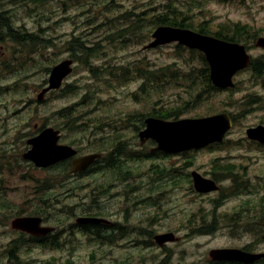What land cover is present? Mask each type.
I'll use <instances>...</instances> for the list:
<instances>
[{"label":"rangeland","instance_id":"rangeland-1","mask_svg":"<svg viewBox=\"0 0 264 264\" xmlns=\"http://www.w3.org/2000/svg\"><path fill=\"white\" fill-rule=\"evenodd\" d=\"M0 1V14L3 15L0 18L1 33L10 26L25 33H34L40 41L45 39L53 45L50 47L45 43L44 48L39 41L35 46L38 49H34L33 44L26 40L21 46L23 53H31L22 54L24 58L17 59L19 45L9 41L0 43V196L4 199L3 205L0 204V264H155L165 252L156 245L152 248L147 246L148 233L174 232L181 237L177 244L168 247L172 250L170 264H207L210 249L242 244L243 241L237 243L229 238L193 237L195 232L188 230L190 221L197 216L206 218L205 212L210 210L216 195L196 197L184 172L198 168L210 173L215 156L230 157L239 170L240 178L250 181L247 188L254 192L249 197L250 201L256 204L262 201L264 147L247 140L245 132L248 128L264 126V74L258 78L248 72L239 74L233 80L234 89L203 95L197 103L190 101L188 110L179 117L195 118L221 112L232 114L236 122L225 144L181 153L188 155L185 157L176 154L157 156L161 153H150L154 143L139 145L134 128L139 123H129L124 118L128 115L144 116L153 108L181 105L190 97L182 85L172 84L161 92L150 90L148 94L151 96L147 99L139 94L141 78L133 71L139 66L150 70L168 66L171 73L176 68L180 69L178 78L188 73L195 77L201 63L196 55L182 53L174 45L142 50V46L150 42L153 30L146 22L122 33L124 37L118 41H115L119 36L115 27L125 24L119 18L123 10L137 13L152 7L157 12L167 0ZM185 2L187 0H177L176 4L181 8ZM189 2L190 12L198 23H207L211 29L227 23L244 24L257 32L255 40L264 38V0ZM109 33L115 36L106 43L103 37ZM73 37L81 38L88 47L98 44L95 56L85 58L67 45ZM249 54L264 61V50L254 44ZM66 58L76 61L73 72L61 90L37 103L36 96L47 77V68ZM98 65L102 68L108 65L125 67L126 73L120 82L94 78ZM5 68L10 71H5ZM128 68L133 71H128ZM90 70H93L92 75ZM65 109L71 112L70 117L86 122L89 127L74 130L68 126L65 123L68 119L60 113ZM111 120L118 127L114 133L106 126ZM43 123L54 125L61 131L60 142L63 144L74 141L75 147L84 153L90 145V149L102 152V174L97 172L72 179L61 171L34 170L27 165L21 159L26 150L25 141L34 133V125ZM89 131L102 139V143L99 144V140L92 143L87 138ZM117 140L126 144V156L121 158L123 170L105 169L112 165L107 160ZM130 154L136 157L130 158ZM189 164L191 166L187 168ZM43 182L51 186L46 194L41 193L39 187ZM87 194L90 198L82 202L79 196ZM41 195H46L45 200H53L54 197L58 200L41 216L48 226L61 231L62 246L28 248L29 244L20 242L22 246L17 250V259L11 260L7 258L5 247L17 239V235L11 231L10 221L19 212L27 214L33 207L42 208L43 204H38ZM245 200L247 198L241 194L227 202L225 210L239 207V202ZM89 206H100L97 211L102 213V218L118 229L109 231L112 233L110 240H95L89 235L73 233L72 223L87 212ZM187 233L189 235H184ZM107 234L108 231H104V235ZM262 247L264 242L263 245L260 243L259 249Z\"/></svg>","mask_w":264,"mask_h":264},{"label":"water","instance_id":"water-1","mask_svg":"<svg viewBox=\"0 0 264 264\" xmlns=\"http://www.w3.org/2000/svg\"><path fill=\"white\" fill-rule=\"evenodd\" d=\"M153 41L143 49L155 48L171 42H178L190 49L202 52L209 65L210 81L219 89L233 86L232 76L248 66L249 56L243 46L226 43L215 38L201 36L193 32L169 27H159L152 34ZM257 47L264 48V39L259 38ZM71 61H63L53 67L48 78V87L38 95L41 101L45 93L58 89L62 80L71 72ZM145 129L139 133L140 144L152 140L156 143V151L165 153H178L189 150H198L211 143L222 141L231 123L227 115L221 114L207 118L183 119L167 122L160 119L148 118L144 121ZM249 139L257 140L264 144V127H256L246 131ZM58 131L45 129L38 136L29 140L30 145L23 158L31 161L35 166L46 168L56 162L65 160L74 155L71 148L58 146ZM98 155L83 157L73 163V172H79L88 167ZM194 187L196 191L206 193L216 190L211 181L201 179L194 175ZM100 222L99 220H82V223ZM105 223V221L102 220ZM41 219L36 217H20L11 221L13 230L22 231L32 236H44L51 232L50 228L40 226ZM172 235L165 234L155 237L156 242L162 245ZM212 260L240 261L250 263L264 258V254H246L239 250L213 249L209 252Z\"/></svg>","mask_w":264,"mask_h":264},{"label":"flooded vegetation","instance_id":"flooded-vegetation-1","mask_svg":"<svg viewBox=\"0 0 264 264\" xmlns=\"http://www.w3.org/2000/svg\"><path fill=\"white\" fill-rule=\"evenodd\" d=\"M249 52V50H248ZM261 60L260 58H257ZM252 62L250 61V65L246 69L240 70L238 73L235 74L233 77L236 78L239 74L248 72L255 78H258L264 74V68L261 70V73L259 76H256L253 73L254 67ZM264 66V61L262 62ZM232 119L235 120V117L231 115ZM68 124V126L73 127L74 130H79L84 127H89V125L86 122L78 121V122H65ZM261 126V125H260ZM56 129V128H54ZM60 133L61 131L57 129ZM41 132V128H38L37 126H34V133L32 134V137L39 134ZM87 138L90 139V141L93 142H98L99 144L102 143V139H99L98 136H95L94 134H91L90 131L88 133ZM61 138L59 140V144L64 145L63 143L60 142ZM68 146L72 147L74 149V155L72 157H69L67 160L60 161L58 164L60 165H54L52 168L60 167L58 169H55L56 171H61L65 175L67 174V178H72V179H77V178H82L84 176H88L92 173H97L102 174V159L103 154L100 152L98 149L93 150L87 147L86 152H82L78 148L75 147L76 143L74 141L69 142L67 144ZM90 155H98L92 163L86 167L84 170L79 171V172H73V163H76L79 159L85 157V156H90ZM179 155H185V154H178ZM157 156L161 157H167L168 155L160 154ZM218 157L215 156L214 159L211 161V171L210 173H207V171H201L200 169H190L188 172H184V176L186 180L191 184L190 190L193 192V194L196 197H202L206 195H216L211 206L210 210L206 211V218L203 217H196L193 221H190L188 230L192 231L193 233L195 232V236L193 237H214V238H229L236 240L237 243L239 241H243L242 244H237L236 246L232 247H218V248H213V249H232V250H239L241 252H244L246 254H264V248L259 249L260 243L264 242V194L262 201L258 204L253 203L250 201V196L254 195V192L247 188V184L250 183L249 180H245L243 178H240V176L237 174L239 170L237 167L232 163L230 157H225L217 155ZM68 165V169H67ZM63 166V167H62ZM191 164L187 165V168H189ZM239 168H242L241 166ZM47 169H51L47 168ZM45 170V169H41ZM237 171V172H236ZM198 175L202 179H206L208 181H211L214 186L216 187L215 191L207 192V193H201L197 192L195 188L193 187V176ZM72 182V180H69V182ZM225 184H229L228 186L225 187ZM102 188V184H100ZM40 187V186H39ZM42 188V187H41ZM40 188V190H41ZM47 191V189H44ZM42 193V191H41ZM94 193V191L92 192ZM238 194V195H237ZM241 194H244V196L247 198V200L239 202L240 206L233 208L230 211L225 210L227 207V202L232 201V199L240 197ZM237 195V196H236ZM46 196V195H45ZM42 197V195L38 198V204H43L42 208H38L41 210V213L44 212L45 209H49V207H53V204H57L58 200L54 197L53 200H45ZM90 198V194H87L85 196H79V199L82 202H85L86 199ZM100 208V206H89V210L85 212L81 217H76L75 221L72 223L71 227L75 228V231L73 230V233L79 232L81 234H84L85 236L88 235L87 231L92 230L93 233H98L94 234L92 237L93 239L96 240H102V236L105 237L109 234V231H111V227L113 223H109L108 225H104L102 223H82L81 219L88 218H98L102 219V213L98 212L97 210ZM218 214H222L221 216ZM38 215H29L25 214L23 217H37ZM20 217V216H19ZM16 218V217H15ZM41 219V226H48L47 221L45 218L39 215ZM102 225L104 227H102ZM88 227H93L86 229ZM72 230V229H71ZM102 230L108 231L107 235H102ZM17 239H13L12 241L16 242V245L22 246L20 242H26L29 244L28 248L33 246V247H57L60 248L62 243L60 242L61 234L59 231H57L56 227H53V232L50 234H46L44 236H32L23 232H16ZM114 234V233H113ZM148 243L147 246H150L152 248L153 246L156 245L155 237L157 235H162V234H169L172 235V238H169L164 244H162L160 247H158L160 250H163V257L159 259L158 261H155V264H170V258H171V252L172 250L168 248L171 245L177 244L180 240L181 237L178 236L174 232H165L161 234H152L148 233ZM184 235H189L184 234ZM192 235V234H191ZM99 237V238H98ZM122 238V235H120V239ZM9 242L8 245L5 247L7 250L9 249H14V252H18L16 245H14V248L11 247L14 242ZM139 243V241L137 242ZM53 244V245H52ZM133 243H129V245H132ZM144 249H149V248H144ZM211 250V249H210ZM209 252V251H208ZM207 264H264V258H259L256 261L250 262V263H244L240 261H218V260H212L209 258V255L207 253Z\"/></svg>","mask_w":264,"mask_h":264},{"label":"trees","instance_id":"trees-1","mask_svg":"<svg viewBox=\"0 0 264 264\" xmlns=\"http://www.w3.org/2000/svg\"><path fill=\"white\" fill-rule=\"evenodd\" d=\"M19 2H22V0H17ZM192 0H187L184 5H181V8H178L177 6V0H167L165 4L161 6L160 11H155V8H145L139 12H131V11H122L119 14V18L122 20L123 23H125L123 26L119 27L116 26L117 34L119 36L116 37L115 41H118L119 39L123 38L124 35H121L124 32H129L130 28H136L139 27V25L142 22H146L151 28L157 27V26H170V27H178V28H184L189 29L198 32L199 34L204 35H212L218 39L229 41V42H238V43H244L249 44L250 41H254L256 38V31L253 30V28L249 27L248 25L239 24V23H227V24H221L217 26L215 29H211L207 26V23H198L195 21V17L190 12V2ZM1 2V1H0ZM102 7V6H101ZM149 11L155 12L150 14ZM149 13V14H148ZM2 13L0 14V18L2 17ZM9 26V25H8ZM151 33V32H150ZM148 34V33H146ZM145 34V35H146ZM115 34L109 33L108 35H105L104 41L106 43H110L112 41ZM26 40H29L28 43L33 44L34 49H38L35 47L38 42L40 41L37 35L34 33H25V31H21L20 29H15L12 27H8L7 30L4 33L0 32V43L3 42H12L13 44L20 46V51L18 49V55L21 57L22 54H30L31 52L23 53L22 45L27 42ZM43 43V46L45 48V43L49 44L50 47H53V45L50 44L49 41L43 39L40 41ZM67 45L72 47L78 54L82 55L83 57L87 58L89 56H95L98 49V44L93 45L94 47H88L86 45V42L82 40L79 37H73L71 41L67 42ZM176 50H181L182 53H187L189 56L196 55L197 58L200 60L201 68L196 74L195 77H191V73L186 76L181 75L180 78H178V72L179 68H176L174 70V73H171L168 71V66H159L155 70H150L148 68H143L142 66H139L137 70L133 71L132 69L128 68L127 70L133 71L134 73H138L139 77L141 78V85L138 89L139 94H143L146 96L147 99L151 96V94H148L150 90L154 92H161L166 86H170L172 84L174 85H182L184 92L189 95L190 100H185L182 102L181 105H176L172 107H159L156 109H152L147 114L143 115H128L124 119L127 118L128 121L137 120L140 124H142L143 118L146 117H154L159 118L162 120H177L179 117L185 114V111L188 110V106L190 101H193V103H197L201 100L202 96L204 95H211L214 92H220L219 89L214 88L209 81L208 78V67L204 60V57L201 53L196 51H187L185 48L180 46H175ZM23 56V55H22ZM19 58V57H18ZM17 58V59H18ZM24 58V57H21ZM88 64V62H87ZM254 70L253 73L256 76H259L262 72L261 70L264 68L262 62L259 59H256L252 61ZM99 66V65H98ZM100 67V66H99ZM125 67H119L117 65H108L106 68L97 69V74L94 75V78H102V79H111L115 82H120L124 77L126 70H124ZM117 70H120V72H116ZM5 71H10L8 68H5ZM91 74L93 73V70H90ZM116 73V74H115ZM263 74V73H262ZM102 76V77H100ZM195 79V80H194ZM198 81H197V80ZM197 89L199 91H197ZM231 91V90H228ZM137 94V93H136ZM135 95V99L138 100L137 95ZM208 95V96H209ZM158 103V102H157ZM155 103L154 105H157ZM60 113H63L64 119H71L69 121H74L75 118L70 117L71 112H69V109H65L61 111ZM66 113V114H65ZM121 119V118H120ZM110 123H112V120L106 124L107 127L112 128L111 132L114 133L118 130V127L115 125L116 123H112V126H109ZM111 133V134H112ZM112 139V138H111ZM222 145H218V147H221ZM126 144L121 141L117 140L114 143L113 151L109 155V159L107 161L111 162V166L107 165L105 169H121L123 170V162L121 160L122 157L126 156L125 151ZM211 149V147L209 148ZM130 158H135L136 156L134 154H130ZM115 164V165H114ZM103 166V165H102ZM63 167V166H62ZM60 167H54L51 168V170L58 169ZM120 178V177H115ZM44 183V182H43ZM41 188V191L43 194H46V191L44 189L51 188L45 182L44 184L39 185ZM4 199L2 198V195L0 196V204L3 205ZM4 209L6 210L7 207L5 206ZM24 212V211H23ZM29 215H42L41 210L38 208H34L27 212ZM18 215H21V212H19ZM102 227H104L102 225ZM93 228L88 227L86 229ZM92 232V230H89ZM111 231H116L115 227H111ZM98 234V233H94ZM104 234V230H102V235ZM99 238V237H98ZM111 239V236H102L103 239ZM105 239V240H106ZM14 244L11 245L12 248H14V245H16L15 241ZM18 245H16V248ZM19 247L17 248V250ZM14 249H7L6 254L7 258L11 260L17 259V252L13 251Z\"/></svg>","mask_w":264,"mask_h":264}]
</instances>
